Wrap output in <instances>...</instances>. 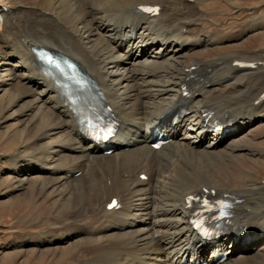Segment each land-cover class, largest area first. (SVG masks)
<instances>
[{"label": "bare ground", "instance_id": "bare-ground-1", "mask_svg": "<svg viewBox=\"0 0 264 264\" xmlns=\"http://www.w3.org/2000/svg\"><path fill=\"white\" fill-rule=\"evenodd\" d=\"M149 6L158 14L144 15ZM198 6L0 0V133L17 147L0 157V185L10 183L2 204L35 197L51 213L48 226L21 234L2 263L35 249L70 255L73 264H218L213 258L223 252L230 255L219 264H264V179L246 175L241 187L222 180L233 161L249 157L244 143L264 122V51L230 55L260 64L239 61L221 75L215 70L223 57L188 59L240 44L262 22L207 30ZM41 47L95 81L118 125L111 154L84 138L67 99L36 63L33 49ZM237 79L243 83L225 89ZM183 107L187 114L172 121ZM155 127L172 134L158 150L150 142ZM206 193L236 201L230 223L210 240L188 223L189 197ZM112 199L119 209L107 210Z\"/></svg>", "mask_w": 264, "mask_h": 264}, {"label": "rangeland", "instance_id": "rangeland-1", "mask_svg": "<svg viewBox=\"0 0 264 264\" xmlns=\"http://www.w3.org/2000/svg\"><path fill=\"white\" fill-rule=\"evenodd\" d=\"M197 1L199 2V10L203 12V19L199 24L207 30L224 29L228 33L236 30V26L252 18H259L262 24L257 30L250 33L242 43L231 46L220 45L212 48L208 52L190 54V57L188 56L189 62H192V58L194 57L202 59L223 57L221 65L218 67L219 69L215 70L220 75L221 73L229 72L231 70L230 68H232L231 65L239 61L240 63H255L256 60L249 61L252 60L251 58L247 59L244 56H240V58L236 59L230 58V55L235 56L238 51L244 53L264 51V0ZM241 83H243V80L240 81L237 79L234 83L228 84L225 89L230 88L234 84L240 85ZM263 89L264 87L261 88V90ZM262 92L264 93V91ZM250 134L251 139H247L248 142L246 141L244 144L252 149L250 150L251 155L249 154V157L233 161L232 173L230 175L226 174L227 176H222L223 184L227 182L228 184L241 187L246 175L248 176L249 174L255 175L254 183H259L261 179H264V122L254 127ZM16 149L17 147L13 140L2 136L0 133V157L2 154L15 153ZM9 185L10 183L0 185V264H73L74 260L70 255H65L62 258L52 257L48 254L40 256L35 249V252L32 249L29 254L26 252L30 249H24L21 255L14 254L7 260L8 262L2 263V256L14 251L21 234L31 230H42L48 226L51 219L49 205L46 203L40 204L37 199H34L35 197H29L27 199L15 198L11 205H3L2 195L8 190ZM29 221L31 223L28 224ZM36 224L39 225L34 226ZM6 248L9 249L5 250Z\"/></svg>", "mask_w": 264, "mask_h": 264}, {"label": "snow or ice", "instance_id": "snow-or-ice-1", "mask_svg": "<svg viewBox=\"0 0 264 264\" xmlns=\"http://www.w3.org/2000/svg\"><path fill=\"white\" fill-rule=\"evenodd\" d=\"M142 11L152 12V11H154V10L151 9V8H143ZM48 61H49V63H52L51 58H48ZM191 199H192V197H189V200H191ZM205 206H207V202H205Z\"/></svg>", "mask_w": 264, "mask_h": 264}]
</instances>
